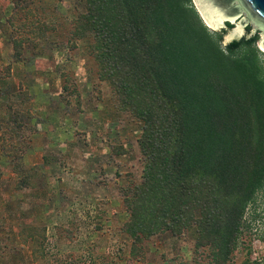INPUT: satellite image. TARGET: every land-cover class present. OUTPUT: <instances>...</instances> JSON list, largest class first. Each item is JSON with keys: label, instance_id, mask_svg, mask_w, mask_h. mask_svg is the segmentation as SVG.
<instances>
[{"label": "trees", "instance_id": "1", "mask_svg": "<svg viewBox=\"0 0 264 264\" xmlns=\"http://www.w3.org/2000/svg\"><path fill=\"white\" fill-rule=\"evenodd\" d=\"M74 1L73 41L83 42L98 80L139 123V180L127 173L118 186L129 255L143 257L153 236L185 234L194 251L206 249L195 264H228L245 209L264 186L257 33L226 49L190 0ZM28 24L29 36L11 41L14 58L22 42L43 38L45 24ZM62 78L61 89H76ZM17 116L3 117L10 135Z\"/></svg>", "mask_w": 264, "mask_h": 264}, {"label": "rangeland", "instance_id": "2", "mask_svg": "<svg viewBox=\"0 0 264 264\" xmlns=\"http://www.w3.org/2000/svg\"><path fill=\"white\" fill-rule=\"evenodd\" d=\"M74 14V0H0V264L201 262L206 249L194 251L185 234L153 236L143 257L129 255L118 186L127 173L139 180V123L73 41ZM28 21L45 24L43 38L22 42L14 58L11 41L29 36ZM62 74L76 89H61ZM13 110L20 125L10 135L3 117ZM242 222L228 264L264 261V186Z\"/></svg>", "mask_w": 264, "mask_h": 264}, {"label": "water", "instance_id": "3", "mask_svg": "<svg viewBox=\"0 0 264 264\" xmlns=\"http://www.w3.org/2000/svg\"><path fill=\"white\" fill-rule=\"evenodd\" d=\"M206 23L229 49L260 29L264 50V0H193Z\"/></svg>", "mask_w": 264, "mask_h": 264}, {"label": "flooded vegetation", "instance_id": "4", "mask_svg": "<svg viewBox=\"0 0 264 264\" xmlns=\"http://www.w3.org/2000/svg\"><path fill=\"white\" fill-rule=\"evenodd\" d=\"M252 264H264V261L262 260V261H259V262H254Z\"/></svg>", "mask_w": 264, "mask_h": 264}]
</instances>
